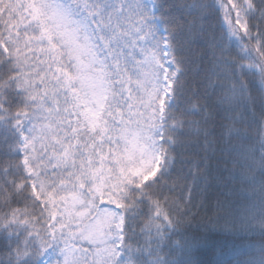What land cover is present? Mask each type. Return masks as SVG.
I'll use <instances>...</instances> for the list:
<instances>
[{
    "label": "snow or ice",
    "instance_id": "6c2138e0",
    "mask_svg": "<svg viewBox=\"0 0 264 264\" xmlns=\"http://www.w3.org/2000/svg\"><path fill=\"white\" fill-rule=\"evenodd\" d=\"M197 218L264 234V0H0V264H212Z\"/></svg>",
    "mask_w": 264,
    "mask_h": 264
},
{
    "label": "trees",
    "instance_id": "16d2710c",
    "mask_svg": "<svg viewBox=\"0 0 264 264\" xmlns=\"http://www.w3.org/2000/svg\"><path fill=\"white\" fill-rule=\"evenodd\" d=\"M195 145L190 148V151H195ZM189 231V230H188ZM195 238L207 237L211 243L210 244H202L199 248L196 249L202 258L211 259L212 264H215V261H222L223 264H236V261L242 260L243 257L238 255V252H241L247 249L252 254H258L257 249L258 246L264 243V234L260 232L248 231L241 235L237 236H229L227 240L225 239H217L216 237H224L228 234L224 233H203L201 230H190L189 231ZM216 245H224L225 253L221 256H212V252L214 250V246Z\"/></svg>",
    "mask_w": 264,
    "mask_h": 264
},
{
    "label": "clouds",
    "instance_id": "9594fccd",
    "mask_svg": "<svg viewBox=\"0 0 264 264\" xmlns=\"http://www.w3.org/2000/svg\"><path fill=\"white\" fill-rule=\"evenodd\" d=\"M184 228L186 230H189V231L190 230H196V229L203 231V226L200 224L199 218L195 219L189 225H184ZM236 264H245V261L243 259L242 260H238V261H236Z\"/></svg>",
    "mask_w": 264,
    "mask_h": 264
},
{
    "label": "rangeland",
    "instance_id": "374dc122",
    "mask_svg": "<svg viewBox=\"0 0 264 264\" xmlns=\"http://www.w3.org/2000/svg\"><path fill=\"white\" fill-rule=\"evenodd\" d=\"M254 232H259V231H254Z\"/></svg>",
    "mask_w": 264,
    "mask_h": 264
}]
</instances>
